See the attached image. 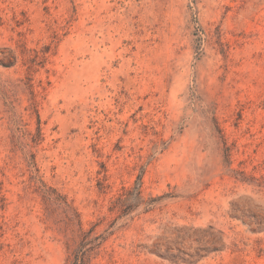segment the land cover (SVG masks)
<instances>
[{
    "label": "rangeland",
    "instance_id": "1",
    "mask_svg": "<svg viewBox=\"0 0 264 264\" xmlns=\"http://www.w3.org/2000/svg\"><path fill=\"white\" fill-rule=\"evenodd\" d=\"M0 264H264V0H0Z\"/></svg>",
    "mask_w": 264,
    "mask_h": 264
}]
</instances>
